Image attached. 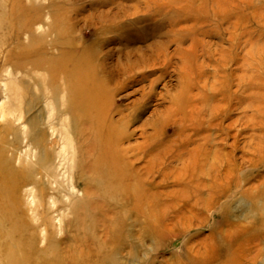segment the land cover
I'll return each instance as SVG.
<instances>
[{"label":"rangeland","instance_id":"1","mask_svg":"<svg viewBox=\"0 0 264 264\" xmlns=\"http://www.w3.org/2000/svg\"><path fill=\"white\" fill-rule=\"evenodd\" d=\"M130 168L178 205H125ZM188 179L200 206L176 221ZM258 248L264 0H0V264H250Z\"/></svg>","mask_w":264,"mask_h":264},{"label":"bare ground","instance_id":"2","mask_svg":"<svg viewBox=\"0 0 264 264\" xmlns=\"http://www.w3.org/2000/svg\"><path fill=\"white\" fill-rule=\"evenodd\" d=\"M26 24V23H25ZM30 25V24H29ZM29 28V27H28ZM64 70V69H63ZM63 77V76H62ZM67 78V77H66ZM76 80V79H75ZM63 83V82H62ZM65 85V84H64ZM65 87V86H64ZM68 87V85L66 86V88ZM86 87V86H85ZM104 87V86H103ZM102 87V88H103ZM62 90H63V87H62ZM61 90V91H62ZM63 92V91H62ZM67 92H68V89H67ZM100 92V91H99ZM90 93V92H89ZM96 93V92H95ZM64 95V94H63ZM96 95H98V94H96ZM101 95V94H100ZM83 96V95H82ZM93 97V96H92ZM95 97V96H94ZM101 97V96H100ZM67 98V97H66ZM70 98V97H69ZM74 98V97H73ZM96 98H98V97H96ZM93 99V98H92ZM99 99V98H98ZM66 100V99H65ZM82 101V100H81ZM101 101V100H100ZM74 102V101H73ZM64 104V103H63ZM66 104V103H65ZM81 104H83V103H81ZM67 105V104H66ZM77 105V104H76ZM78 106H81V105H78ZM83 106V105H82ZM66 107V106H65ZM74 107V106H73ZM90 107H91V105H90ZM61 110H63V109H61ZM98 110V109H97ZM60 111V110H59ZM63 112V111H62ZM62 112H61V114H62ZM60 113V112H59ZM109 115V114H108ZM108 115L107 116H105L106 117V119L108 118ZM69 116V115H68ZM73 117V116H72ZM71 116H70V118H72ZM108 121L110 120V123H112L111 122V119H107ZM75 122V121H74ZM73 122V123H74ZM31 124V123H30ZM35 124V123H34ZM75 124V123H74ZM73 125V124H72ZM75 127V126H74ZM53 129V128H52ZM40 130V129H39ZM101 131V130H100ZM103 131V130H102ZM34 132V131H33ZM72 132V131H71ZM34 134V133H33ZM39 134H40V132H39ZM99 134V133H98ZM38 135V134H37ZM41 136H42V134H40ZM59 136V135H58ZM99 136V135H98ZM37 138H38V136H36ZM35 137V138H36ZM102 139V138H101ZM37 139H35L34 141H33V143L35 142H37L36 141ZM42 141H44V140H42ZM40 142V141H39ZM54 142V141H53ZM45 143H46V140H45ZM104 143H106V142H104ZM39 144V143H38ZM40 144H41V142H40ZM40 144H39V146H40ZM47 144V143H46ZM53 144V143H52ZM54 144H55V142H54ZM58 144V143H57ZM115 144H118V143H115ZM198 144H201V143H198ZM35 145V144H34ZM101 145V144H100ZM108 146H110V145H108ZM111 146H112V144H111ZM145 146V145H144ZM35 147H37V145H35ZM47 147V146H46ZM106 147V146H105ZM105 147H104V154H101L100 156H104L105 155V157L104 158H107L108 156V154H109V156H110V153L111 152H113V151H111V149H105ZM113 147V146H112ZM115 147V146H114ZM113 147V148H114ZM200 147H202V146H200ZM37 148H40V147H37ZM112 148V149H113ZM117 148V149H116ZM115 149L117 150L116 152L118 153L117 155H115L114 153H113V155L111 154V157H108V158H110L112 161H113V163L114 164H118V163H124V165L125 166H130V165H132V163L131 162H128V160H127V158H128V155H127V149H125L122 145L120 146V144H118V147H115ZM50 150V149H49ZM48 150V151H49ZM48 151H47V153H48ZM68 151H69V148H68ZM90 151V150H89ZM91 151H93V150H91ZM90 151V152H91ZM111 151V152H110ZM37 152V151H36ZM87 152V151H86ZM114 152H115V150H114ZM182 152V151H181ZM180 152V153H181ZM49 153H50V151H49ZM92 153V152H91ZM102 153V152H101ZM207 153V152H206ZM63 154V153H62ZM89 154V153H88ZM87 155V154H86ZM180 155V154H179ZM189 155V154H188ZM52 156V155H51ZM61 156V155H60ZM83 156V155H82ZM99 156V157H100ZM193 156V155H192ZM196 156V155H195ZM195 156L193 157V158H195ZM207 156V155H206ZM40 157V156H39ZM59 157V156H58ZM40 158H42V156L40 157ZM47 158V157H46ZM61 158V157H60ZM88 158V157H87ZM44 160V159H43ZM96 160V159H95ZM105 160V159H104ZM103 160V161H104ZM108 160V159H107ZM40 161H42V160H40ZM39 161V162H40ZM46 161V160H45ZM99 161V160H98ZM106 161V160H105ZM185 161V160H184ZM48 162V159H47V161H46V163ZM84 162H86V161H84ZM43 163H45V162H43ZM110 163V162H109ZM109 163H107V164H109ZM112 163V164H113ZM186 163H187V161H186ZM191 163V162H190ZM195 163V162H194ZM94 164H95V162H94ZM96 164H98V162L96 163ZM95 164V165H96ZM100 164H101V162H100ZM103 164V163H102ZM99 165V164H98ZM97 165V166H98ZM196 165V164H195ZM42 166H44V164L42 165ZM89 166V165H88ZM181 166H183V165H181ZM115 167V166H114ZM87 168V167H86ZM89 168V167H88ZM94 168V167H93ZM98 168V167H97ZM147 169H148V167H147ZM156 169V168H155ZM84 170V169H83ZM112 170V169H111ZM114 170V169H113ZM148 170H150V169H148ZM186 170V169H185ZM86 171V170H85ZM106 171H108V170H106ZM110 171V170H109ZM130 171H131V175L132 176H126L125 177V174H123V173H120V176H119V179L118 180H122L123 181V184H125V186H123V187H125V190H123L122 189V191H125V193H124V196H123V203L125 204V205H127V206H129V205H131V204H134L133 205V209L134 210H136V208H138V206L137 205H139L141 202H143L144 201V203H145V206H146V208H148V209H151L152 210V215H154V216H159L161 213H163V214H166V211H168V210H172L173 208H174V206L176 207L177 205H178V203L177 204H175L174 205V203L173 204H170V202H169V204L168 203H161V198H160V196L161 195H158L159 196V198H158V196H157V194H155V193H153V192H151V190H149L148 189V187L146 188L145 186H144V183H147L146 182V180L145 181H143V180H141V178L137 175L138 174V171H136V170H133V168H130ZM180 171V170H179ZM111 172V171H110ZM115 172V171H114ZM120 172H122V171H120ZM151 172V171H150ZM159 172V171H158ZM181 172V171H180ZM83 173H85V172H83ZM87 173V172H86ZM109 173V172H108ZM116 174V173H115ZM185 174V173H184ZM187 174V173H186ZM185 174V175H186ZM112 175V174H111ZM111 175H109L110 177H111ZM189 175V174H188ZM84 176V175H83ZM89 176V175H88ZM87 176V177H88ZM113 176V175H112ZM117 176H118V174H117ZM164 176V175H163ZM181 176V175H180ZM90 177V176H89ZM153 177V176H152ZM194 177V175L193 174H191L190 175V177L189 178H193ZM86 178V177H85ZM113 178H115L114 176H113ZM148 178V177H147ZM182 178V177H181ZM185 178V177H184ZM165 179V178H164ZM183 179V178H182ZM115 180V179H114ZM118 180L116 181V182H118ZM178 180V179H177ZM189 181H184L183 182V185H184V188H183V190L178 194V199H180V202H181V204H182V206L184 205V206H186L187 205V207L189 206L190 208L188 209V211L185 213V211H186V208L182 211V212H179V214H180V216H178V214L175 216V219H176V221H178V220H180V217L182 218H186V216L189 214H191V210L190 209H197L199 206H200V199L198 198L199 197V194H198V191H196V189H193L192 187H189V185H190V179H188ZM91 181H92V178H91ZM115 182V181H114ZM113 182V183H114ZM120 183V182H119ZM151 183V182H150ZM115 185V184H114ZM118 185V184H117ZM121 185V184H120ZM113 186V185H112ZM121 187V186H120ZM110 188V187H109ZM113 188H115L114 186H113ZM118 188V187H117ZM122 188V187H121ZM250 188V187H249ZM256 188V187H255ZM108 189V188H107ZM259 189V188H258ZM244 190V189H243ZM253 190H255L254 188L252 189V191ZM110 191V190H109ZM187 191V192H186ZM245 191V190H244ZM250 191V190H249ZM113 192H115V189H114V191ZM120 192V191H119ZM186 192V193H185ZM189 192H190V195H188L189 194ZM112 193V192H111ZM169 194H171V196H172V193H169ZM221 192H217V191H214L213 192V194H209V196H208V199L206 200V203H204L203 205H201V207H204V208H206V209H210V208H213L214 206H215V203H216V200L218 199V198H220V196H221ZM112 195V194H111ZM119 195V194H118ZM248 196V195H247ZM246 196V197H247ZM112 197V196H111ZM121 197V196H120ZM194 198V200H192V201H190V199L191 198ZM113 198V197H112ZM111 198V199H112ZM116 199H117V197H115ZM119 198V197H118ZM120 199V198H119ZM114 201H115V199H113ZM116 201H118V200H116ZM121 201V200H120ZM159 203H161V204H159ZM180 204V203H179ZM186 204V205H185ZM205 204H207V205H205ZM117 205H118V202H117ZM144 206V207H145ZM184 206L182 207V208H184ZM199 210V209H198ZM201 210V209H200ZM137 211V210H136ZM139 211V210H138ZM140 211H141V208H140ZM126 212V211H125ZM151 213V212H150ZM149 213V214H150ZM161 216V215H160ZM178 217V218H177ZM162 218V217H161ZM155 220H156V218H155ZM123 221V220H122ZM175 224V223H174ZM257 252H258V254L257 255H262L264 252H262V249H260V248H258L257 250H256ZM198 252V251H197ZM257 255H256V257H254V259H252L251 260V263L250 264H253L254 263V260H255V258H257ZM200 256V255H199ZM202 257V256H201ZM233 257H234V255H233ZM203 258H205V257H203ZM15 260V259H14ZM235 260V259H234ZM233 260H231L230 262H232ZM11 263H12V261H11ZM206 263V262H205ZM224 264H225V262H223ZM222 263V264H223ZM227 264H229V260H228V263ZM232 264V263H231Z\"/></svg>","mask_w":264,"mask_h":264}]
</instances>
